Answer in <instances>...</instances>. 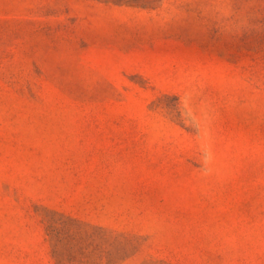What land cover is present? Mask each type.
<instances>
[{"label":"rangeland","instance_id":"obj_1","mask_svg":"<svg viewBox=\"0 0 264 264\" xmlns=\"http://www.w3.org/2000/svg\"><path fill=\"white\" fill-rule=\"evenodd\" d=\"M0 264H264V0H0Z\"/></svg>","mask_w":264,"mask_h":264}]
</instances>
